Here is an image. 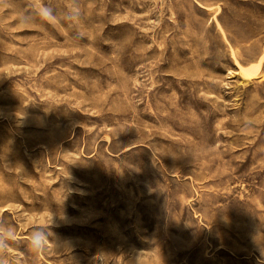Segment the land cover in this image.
Here are the masks:
<instances>
[{
  "label": "rangeland",
  "instance_id": "374dc122",
  "mask_svg": "<svg viewBox=\"0 0 264 264\" xmlns=\"http://www.w3.org/2000/svg\"><path fill=\"white\" fill-rule=\"evenodd\" d=\"M12 227L0 264H264V0H0Z\"/></svg>",
  "mask_w": 264,
  "mask_h": 264
},
{
  "label": "clouds",
  "instance_id": "9594fccd",
  "mask_svg": "<svg viewBox=\"0 0 264 264\" xmlns=\"http://www.w3.org/2000/svg\"><path fill=\"white\" fill-rule=\"evenodd\" d=\"M39 16L42 20L51 23L55 19L54 13L47 7H42ZM49 232L43 228L34 229L28 237L29 250L35 254H40L46 249L48 244ZM15 235L14 227L6 228L4 232H0V252L5 250V246L9 245ZM58 246L63 244L57 242Z\"/></svg>",
  "mask_w": 264,
  "mask_h": 264
},
{
  "label": "bare ground",
  "instance_id": "6f19581e",
  "mask_svg": "<svg viewBox=\"0 0 264 264\" xmlns=\"http://www.w3.org/2000/svg\"><path fill=\"white\" fill-rule=\"evenodd\" d=\"M260 64V63H259ZM257 71V70H256ZM245 73V72H244Z\"/></svg>",
  "mask_w": 264,
  "mask_h": 264
}]
</instances>
